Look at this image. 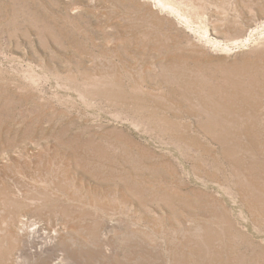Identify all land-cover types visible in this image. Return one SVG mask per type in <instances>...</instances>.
<instances>
[{
	"label": "rangeland",
	"instance_id": "obj_1",
	"mask_svg": "<svg viewBox=\"0 0 264 264\" xmlns=\"http://www.w3.org/2000/svg\"><path fill=\"white\" fill-rule=\"evenodd\" d=\"M167 1L0 0V264H264V0Z\"/></svg>",
	"mask_w": 264,
	"mask_h": 264
},
{
	"label": "bare ground",
	"instance_id": "obj_2",
	"mask_svg": "<svg viewBox=\"0 0 264 264\" xmlns=\"http://www.w3.org/2000/svg\"><path fill=\"white\" fill-rule=\"evenodd\" d=\"M169 1V0H168ZM167 1V3L166 4H163V2H162V4L160 5L159 4V2H158V5H159V9H160V13H163V12H165V10H169V8L167 7V4L169 3ZM172 1V0H171ZM172 3H173V1H172ZM171 3V4H172ZM175 5H177V3L175 4ZM179 5V4H178ZM181 6V5H180ZM182 7V6H181ZM180 7V8H181ZM171 8H172V6H171ZM174 8V7H173ZM178 10V9H177ZM172 13H174L175 15L177 14L178 15V13L179 12H176V10H173V9H171L170 10ZM182 11V10H181ZM184 11V10H183ZM181 14H183V13H181ZM188 14V13H187ZM184 15V14H183ZM158 16H160V15H158ZM180 16V15H179ZM178 16V17H179ZM156 17H157V15H156ZM164 23V22H163ZM185 23H187V22H185ZM162 24V23H161ZM164 29V28H163ZM203 32V31H202ZM132 35V34H131ZM122 39V38H121ZM212 39V38H211ZM142 40V39H141ZM153 41V40H152ZM152 41H151V43H152ZM156 43V42H155ZM128 44V43H127ZM153 44V43H152ZM151 45V44H150ZM155 45V44H154ZM178 46V45H177ZM128 48V47H127ZM131 48V47H130ZM146 48V47H145ZM149 48V47H148ZM162 48V47H161ZM158 49V48H157ZM170 49V48H169ZM172 50H173V48H172ZM145 51V50H144ZM152 51V50H151ZM169 51V50H168ZM168 51H166L167 53H168ZM171 51V50H170ZM169 51V52H170ZM174 51V50H173ZM173 51H172V53H173ZM130 52V51H129ZM166 54V53H165ZM164 54V55H165ZM172 55V54H171ZM263 56V55H262ZM165 57V56H164ZM183 57V56H182ZM193 57V56H192ZM195 57V56H194ZM261 60V59H260ZM148 61V60H147ZM184 61V60H183ZM179 62V60H178V57L177 56H174L173 57V60H172V64L174 65V66H176L177 65V63ZM148 63V62H147ZM151 63V62H150ZM167 63V62H166ZM252 63V62H251ZM156 64V63H155ZM193 64H195V63H193ZM197 65H199V63L197 64ZM257 65V64H256ZM146 66V65H145ZM165 66V65H164ZM191 66V65H190ZM178 67V66H177ZM183 67H184V65H183ZM261 68V67H260ZM262 69V68H261ZM247 70V69H246ZM251 72V71H250ZM260 72H263V70L262 71H260ZM179 74V73H178ZM189 74V73H188ZM264 74V73H263ZM182 75V74H181ZM233 75V74H232ZM246 79V78H245ZM256 81H257V79H256ZM192 82V81H191ZM254 82V81H253ZM198 83V82H197ZM230 83V82H229ZM241 84V83H240ZM199 86V85H198ZM256 86V85H255ZM251 87V86H250ZM241 91V90H240ZM259 93V92H258ZM245 95V94H244ZM190 96V95H189ZM195 96H197V95H195ZM202 97H204V96H202ZM264 98V97H263ZM200 99V98H199ZM218 99V98H217ZM204 100V99H203ZM207 101V100H206ZM233 103H235V102H233ZM236 104V103H235ZM240 104V103H239ZM248 105V104H247ZM234 106V105H233ZM237 106H238V104H237ZM250 106V105H249ZM207 107V106H206ZM211 108V107H210ZM215 110V109H214ZM243 110V109H242ZM245 110V109H244ZM248 110V109H247ZM226 112V111H225ZM224 113V112H223ZM231 117V116H230ZM264 142V141H263ZM260 187V186H259ZM74 201V200H73ZM25 206V205H24ZM26 208V207H25ZM26 210V209H25ZM9 213V212H8ZM25 214H26V212H25ZM16 216V215H15ZM50 216V215H49ZM13 220V219H12ZM24 220H26V219H24ZM23 220V225L24 226H18V227H14V229H13V232H11V233H13V234H16V233H18V232H20V236H21V238H24V236L25 235H23L24 233H28L29 232V230L27 229V226L29 225L28 223H30V222H28V223H26L27 221H24ZM14 222V221H13ZM14 224V223H13ZM22 224V223H21ZM28 224V225H27ZM100 224V223H99ZM27 225V226H26ZM37 223L35 224V226H34V224L33 225H31L32 227L34 226V228H36L37 227ZM31 226H28V227H31ZM39 226V225H38ZM30 229H32V228H30ZM31 233V232H30ZM29 234V233H28ZM30 235V234H29ZM17 237V236H16ZM21 243H22V240H21Z\"/></svg>",
	"mask_w": 264,
	"mask_h": 264
}]
</instances>
